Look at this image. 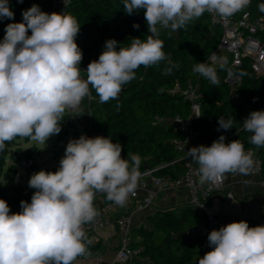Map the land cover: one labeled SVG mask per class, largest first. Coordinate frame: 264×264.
I'll list each match as a JSON object with an SVG mask.
<instances>
[{
	"label": "clouds",
	"instance_id": "9594fccd",
	"mask_svg": "<svg viewBox=\"0 0 264 264\" xmlns=\"http://www.w3.org/2000/svg\"><path fill=\"white\" fill-rule=\"evenodd\" d=\"M250 3L123 0L127 15L144 11L150 35L144 40L133 37L127 47L107 40L99 58L83 71L86 78L81 76L83 53L76 42L81 26L76 17L47 13L33 4L22 12V22L6 25L0 40V151L17 137L46 144L61 132L66 112L83 111L81 104L92 90L100 103L117 99L123 86L136 78L135 70L167 59L158 38L161 29L177 32L205 13L226 22ZM258 9L264 12V3ZM12 18L9 0H0V20ZM193 71L213 85L220 82L216 67L209 63H197ZM227 75L237 73L228 68ZM218 124L220 129H232L231 118H219ZM242 124L252 133L250 143L264 147V111L250 112ZM122 151L121 143L109 137L81 135L67 143L58 170H40L30 177L28 185L35 192L30 203L20 202L21 211L11 212L7 201L0 199V264H74L83 256L92 243L84 226L100 215L96 195L105 194L123 206L138 187L141 157L128 153L125 159ZM187 154L198 164L200 185H215L228 173L247 174L253 166L252 152L239 140L225 143L223 135ZM208 242L212 250L200 256L198 264H264V225L231 222L212 230Z\"/></svg>",
	"mask_w": 264,
	"mask_h": 264
},
{
	"label": "trees",
	"instance_id": "16d2710c",
	"mask_svg": "<svg viewBox=\"0 0 264 264\" xmlns=\"http://www.w3.org/2000/svg\"><path fill=\"white\" fill-rule=\"evenodd\" d=\"M9 3L14 18L0 20V40H3L7 24L22 22L24 10L33 4L42 10L41 0H23V3L9 0ZM261 3L264 0H251L246 9L232 18L238 19L247 13L251 21L259 20L264 24V12L258 9ZM124 11L123 0H70L66 14L76 17L81 26L76 42L87 65L99 58L109 39H115L120 46L127 47L133 37L144 40L150 35L143 10L132 15H127ZM134 24H138L139 28H134ZM28 34L31 35L30 30ZM220 36V28L211 24L206 13L188 22L177 32L161 29L158 38L164 42L166 60L135 70L136 78L123 86L117 99L100 103L94 90L96 101L91 102L90 112L85 110L83 100V111L79 112V117L86 136H104L114 143L118 141L122 145V156L125 159H128V153L141 157V173L145 171L146 162L153 174L174 180L182 174L183 162L173 148L171 139L180 134L170 124L153 125L152 116L189 117V103L181 94L172 93L171 90L176 84L182 88L191 85L196 88L202 106L201 116L192 121L199 146H210L221 135L225 137V143L239 140L245 149L256 150L262 160L264 173V147H256L250 143L252 133L243 129V121L240 120L243 113L249 114L247 107L254 111H264V78L251 69L248 58H244L237 66L229 59L216 64L209 61L211 55L218 50ZM255 37L264 46V26L258 29ZM200 62L216 67L220 81L218 85H213L193 71V67ZM221 64L224 65L223 68L220 67ZM228 68L238 75L245 73L239 75L241 81L234 89L226 81ZM219 118L225 121L231 118L232 129H220ZM19 138L6 142L5 149L0 151V199L7 201L13 213L21 211V201L30 203L35 192L28 185L35 169L34 153L32 149L19 147ZM78 138L76 131L69 134L62 128L60 132V140H63L64 146L69 140ZM7 160H10L11 165L5 167ZM16 178H24L27 183L14 181ZM98 196L105 202L109 201L105 194H97L96 198ZM96 198L94 205L98 209ZM259 204L264 206V202L259 201ZM149 221L150 227L143 226L130 232L133 238L131 246L141 248V257L147 258L144 264H198L204 237L201 234L187 236L185 232L191 226L204 223L201 211L189 206L180 210L168 207L150 215ZM87 236L92 243L76 261L95 257L102 251V242L93 241L91 234ZM211 250L208 245L206 253Z\"/></svg>",
	"mask_w": 264,
	"mask_h": 264
},
{
	"label": "built area",
	"instance_id": "2783aa9c",
	"mask_svg": "<svg viewBox=\"0 0 264 264\" xmlns=\"http://www.w3.org/2000/svg\"><path fill=\"white\" fill-rule=\"evenodd\" d=\"M42 2V0H41ZM70 0H56L55 5L51 11L57 13L66 14L67 7ZM213 26H218L221 31V36L218 44V50L211 55L209 61L214 64L224 59H229L233 65H240L244 58H248L250 61L251 69L259 76L264 78V46L255 37L258 29H262L264 24L262 21H251L247 13H244L240 18H229L228 21H222L218 17H215L209 13H206ZM226 52V56H219V51ZM87 64L83 61L80 64L82 70L81 76L86 78ZM226 81L229 86L234 87L241 81V77L237 74L235 77H227ZM91 87V86H90ZM93 91H91V97L84 98V107L87 112H90L91 102L96 101ZM172 93L181 94L183 99L189 103L190 115L183 118L180 116L164 117L159 115L152 116V124H170L179 132V136L173 137L171 143L173 148L180 155L182 160L183 169L182 174L171 180L167 176L153 174L151 170H145L141 173V178L138 183V187L134 195L129 196L127 202L123 206H119L112 201L99 202L98 210L100 215L94 219L91 223L86 224V234L95 235L100 230L114 224L120 233V243L116 251L117 260L121 264H141V248L131 246L133 238L130 235L133 215L136 210L150 208L153 204L155 194L158 191H166L170 188L183 187L188 195V204L191 208L199 210L203 214L204 223L191 226L187 228L186 233L188 235L201 234L205 235L212 230H218L219 224L216 221V217L209 211L208 200L212 198L215 193H218L224 189L225 179L224 176L218 179L215 185H209L205 183L200 185L198 183L197 169L198 164L188 156L187 150L192 147L199 146L196 141L197 131L192 126V121L197 116H201L202 106L200 103V97L196 90L191 85L182 88L176 84L171 90ZM76 116L79 113L70 112ZM76 119L80 117L76 116ZM246 151L252 152L253 166L248 170L252 174L261 175V184L264 185V173L262 171V160L257 155V152L253 148H247ZM238 173V172H235ZM148 185H151L155 192L148 191L143 197L140 196L141 190H146ZM226 199H234L231 192H226ZM252 225H264V218L255 221ZM93 240V239H92ZM208 245L202 244V256L206 253ZM201 256V257H202Z\"/></svg>",
	"mask_w": 264,
	"mask_h": 264
},
{
	"label": "crops",
	"instance_id": "0c3cea01",
	"mask_svg": "<svg viewBox=\"0 0 264 264\" xmlns=\"http://www.w3.org/2000/svg\"><path fill=\"white\" fill-rule=\"evenodd\" d=\"M55 2L56 0H42V11L51 13ZM224 179V189L215 193L208 200L209 211L215 215L219 228L231 222L244 220L252 224L264 218V206L259 204V201L264 202V185L261 184V175L252 174L249 171L247 174L234 172L225 174ZM148 191L155 192V189L148 185L146 190L140 191V196L143 197ZM226 192H231L234 199H226ZM96 200L98 203L103 201L100 196ZM180 206H189L188 195L182 186L156 192L150 208L135 211L131 231L143 226L150 227L149 216L159 210L168 207H175L177 210ZM149 224L150 226H148ZM185 235L190 236L186 232ZM208 235L209 233L203 235V243L207 245H209ZM92 239L93 241L100 240L102 242V251L95 257L79 259L74 262L75 264H121L116 257V251L120 243V233L114 224L92 235ZM145 262H147V258L140 257V263L144 264Z\"/></svg>",
	"mask_w": 264,
	"mask_h": 264
},
{
	"label": "rangeland",
	"instance_id": "374dc122",
	"mask_svg": "<svg viewBox=\"0 0 264 264\" xmlns=\"http://www.w3.org/2000/svg\"><path fill=\"white\" fill-rule=\"evenodd\" d=\"M218 55H225L226 52L219 51ZM244 105V104H243ZM245 106V105H244ZM246 107V106H245ZM249 113L254 111L252 108L247 107ZM72 115L70 112H66L63 121L61 122V128L64 129L65 132L69 134L73 131H76L77 136L86 135L83 125L80 123L79 119L75 117L69 116ZM248 113H243L240 120L244 121L245 118L248 117ZM68 124H70L68 126ZM67 137L69 135H66ZM18 145L22 149H32L35 158V169L32 173H36L40 170L52 171L55 172L59 168V162L61 158L64 156V152L66 146L63 144V140H60V133L57 135H53L50 137L46 144H40L35 141L30 140L29 138H19ZM11 165L10 160H7L5 163V167ZM19 170L23 171L21 167H18ZM14 181H19L23 184H26V180L22 179H14ZM182 209V206L177 208V210ZM150 226V224L148 225Z\"/></svg>",
	"mask_w": 264,
	"mask_h": 264
},
{
	"label": "water",
	"instance_id": "95a60500",
	"mask_svg": "<svg viewBox=\"0 0 264 264\" xmlns=\"http://www.w3.org/2000/svg\"><path fill=\"white\" fill-rule=\"evenodd\" d=\"M70 124H68V126H69ZM144 168H145V170H149V168H148V165H147V163L146 162H144ZM87 235H90V233L89 234H87Z\"/></svg>",
	"mask_w": 264,
	"mask_h": 264
}]
</instances>
